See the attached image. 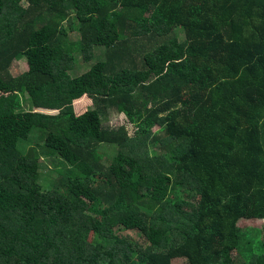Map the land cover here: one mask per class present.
I'll return each mask as SVG.
<instances>
[{
    "label": "trees",
    "instance_id": "trees-1",
    "mask_svg": "<svg viewBox=\"0 0 264 264\" xmlns=\"http://www.w3.org/2000/svg\"><path fill=\"white\" fill-rule=\"evenodd\" d=\"M242 221H264V0H0V264H264Z\"/></svg>",
    "mask_w": 264,
    "mask_h": 264
},
{
    "label": "rangeland",
    "instance_id": "rangeland-1",
    "mask_svg": "<svg viewBox=\"0 0 264 264\" xmlns=\"http://www.w3.org/2000/svg\"><path fill=\"white\" fill-rule=\"evenodd\" d=\"M78 36H79V34L77 32L71 33L72 41H76L79 38ZM100 51H96L97 54L100 53ZM75 57L77 60L75 62V67L73 70L74 72H72L71 74L75 73L76 75H80L82 73H85L90 68L92 63L94 62V61L93 62L91 61L90 63H86L83 59L84 58L83 55H81V54H76ZM27 69H28L27 63L24 60H18L14 63V65L12 67V73L14 76H18V75L24 73ZM24 100H26V98H24ZM26 102H27V100H26ZM74 106H75V111H76L77 115H81L84 112H86L87 109H89L92 106V100L89 99L87 96H84L83 98L75 101ZM24 109L29 110L32 108H30L29 104L24 103ZM37 111L44 112L47 114H56L57 113V111H49V110H37ZM106 124L113 127V128H119L122 125H127L131 135H133L134 131H135L134 127L128 124L125 117L122 115H118V114H113L110 117H108ZM32 152H33V150L31 148L29 151V155H31ZM41 160L46 162L49 165H53V163H50L47 161L46 157H41ZM49 171H50L49 169L45 170L46 173H48ZM55 178H56V176L53 173V175L51 176V180L54 181ZM51 182L52 181H50L48 183V185H44V184H46V182H44V180L41 178V184L45 187V189L51 188V184H52ZM239 227L242 228L244 231H246V233L248 235L254 236L257 234L258 231H263L264 221H242L239 224ZM131 235H133V234H131ZM134 237L136 238V240H139L138 236L134 235ZM261 238H264V236H261ZM174 264H185V263L181 260H177L174 262Z\"/></svg>",
    "mask_w": 264,
    "mask_h": 264
}]
</instances>
